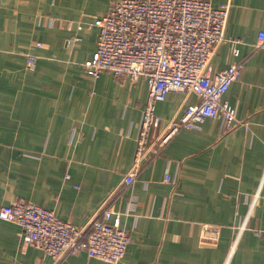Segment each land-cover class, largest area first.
<instances>
[{
	"label": "crops",
	"instance_id": "1",
	"mask_svg": "<svg viewBox=\"0 0 264 264\" xmlns=\"http://www.w3.org/2000/svg\"><path fill=\"white\" fill-rule=\"evenodd\" d=\"M113 1L0 0V207L34 202L81 225L119 187L115 208L131 242L117 264H223L230 252L229 264H264V47L255 50L264 0H211L230 3L212 71L244 59L224 98L248 127L221 134L219 120L206 119L177 135L129 189L121 182L137 151L148 82L110 70L92 77L82 66L96 48L92 23ZM27 53L37 56L34 69ZM198 100L169 92L156 113L164 123ZM202 223L220 229L216 245L199 241ZM18 229L0 219V264H51L22 244ZM61 264L112 263L81 252Z\"/></svg>",
	"mask_w": 264,
	"mask_h": 264
},
{
	"label": "built area",
	"instance_id": "2",
	"mask_svg": "<svg viewBox=\"0 0 264 264\" xmlns=\"http://www.w3.org/2000/svg\"><path fill=\"white\" fill-rule=\"evenodd\" d=\"M229 8V2L214 6L211 0H115L105 14L94 19L92 24L98 28L96 48L82 63L85 72L99 77L110 70L117 78L132 80L144 76L149 85L136 131L137 151L121 182L124 189L135 183L177 135L206 119H218L221 134L237 126L248 127L247 121L238 122L232 105L224 98L239 77L244 59L217 72L210 64L216 46L225 39ZM74 26L69 22L65 28L72 30ZM78 39L73 37V41ZM255 46V50L264 47V30L259 32ZM234 52L239 55V49ZM36 61L35 54L27 53L28 69H34ZM176 91L194 92L199 100L162 123L157 106L169 92ZM164 180L176 183L169 175ZM118 189L109 193L81 225L58 218L52 209L21 200L0 207V219L18 223L22 244L39 248L50 257L51 264H61L81 252L117 264L131 242L130 230L122 225L123 213L115 208ZM136 201L131 195L129 210ZM200 230L201 243L214 246L219 242L218 226L202 223ZM230 255L223 264L230 263Z\"/></svg>",
	"mask_w": 264,
	"mask_h": 264
}]
</instances>
